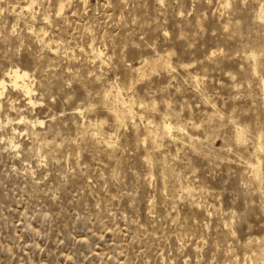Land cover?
<instances>
[{
  "label": "rangeland",
  "instance_id": "1",
  "mask_svg": "<svg viewBox=\"0 0 264 264\" xmlns=\"http://www.w3.org/2000/svg\"><path fill=\"white\" fill-rule=\"evenodd\" d=\"M2 79L0 264H264V0H0Z\"/></svg>",
  "mask_w": 264,
  "mask_h": 264
},
{
  "label": "bare ground",
  "instance_id": "2",
  "mask_svg": "<svg viewBox=\"0 0 264 264\" xmlns=\"http://www.w3.org/2000/svg\"><path fill=\"white\" fill-rule=\"evenodd\" d=\"M224 2L226 3V4H229V0H224ZM32 4H33V2H30L29 3V5L27 6V8H30L31 6H32ZM63 8H64V3H60V7H59V11L61 12L62 10H63ZM99 54V53H98ZM97 55V54H96ZM166 63V62H165ZM142 73H143V71H142ZM139 74H141V73H139ZM144 74V73H143ZM146 74V73H145ZM143 76V75H142ZM141 76V77H142ZM145 76V75H144ZM8 77H9V83L14 87V88H16V89H18V90H20L24 95H26V96H28V99H29V102L31 103V104H34L35 102H34V98L32 97V92H33V89H32V87H31V84L28 82V78H29V74H28V72L27 71H24V70H20L19 68H15V69H12L9 73H8ZM6 86H7V84H6V80L5 79H2V80H0V95L1 94H3V91L6 89ZM125 103V102H124ZM127 103V102H126ZM133 103V102H132ZM135 103V102H134ZM127 105V104H126ZM133 105V104H132ZM127 109V108H126ZM130 111V110H129ZM129 114H130V112H129ZM116 115H117V113H116ZM127 115H128V112H127ZM132 115V114H131ZM117 117V116H116ZM10 119V118H9ZM23 120H26V118L25 117H21L20 118V121H23ZM170 121V120H169ZM31 123H33L34 124V122H31ZM38 123L39 124H43L44 122L43 121H38ZM32 124V125H33ZM174 123H171V122H167L166 123V125H165V130L168 132V133H170V134H172V131L175 129V125H173ZM180 125V124H179ZM178 126V125H177ZM182 126V125H181ZM180 126V127H181ZM177 128V127H176ZM179 128V127H178ZM18 129V128H17ZM15 131H17L16 129H14ZM242 130V129H241ZM175 131H176V129H175ZM179 131V130H178ZM180 131H181V129H180ZM182 131H184V130H182ZM244 131V130H243ZM245 132V131H244ZM14 132H12V134H13ZM20 133V132H19ZM174 134V133H173ZM243 135V134H242ZM169 136V135H168ZM13 138V137H12ZM174 138V137H173ZM242 138V137H241ZM168 139H169V137H168ZM170 139H171V137H170ZM175 139V138H174ZM173 139V140H174ZM262 139V138H261ZM10 142H9V144H11V145H13V146H15L16 147V143H15V141H14V139H11V137H10ZM172 140V139H171ZM173 140H172V142H173ZM259 140V139H258ZM263 140V139H262ZM178 141V140H177ZM259 142H261V141H259ZM259 145L261 144V143H258ZM263 149V148H262ZM259 162V161H258ZM261 162V161H260ZM248 163V162H247ZM252 165V164H251ZM250 165V166H251ZM253 166V165H252ZM256 166V165H255ZM258 166V165H257ZM254 168H256V167H254ZM259 168V167H258ZM255 170V169H254ZM163 177V176H162Z\"/></svg>",
  "mask_w": 264,
  "mask_h": 264
}]
</instances>
